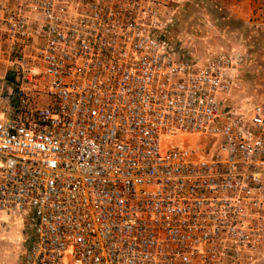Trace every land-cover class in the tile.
Returning a JSON list of instances; mask_svg holds the SVG:
<instances>
[{"label":"built area","instance_id":"obj_1","mask_svg":"<svg viewBox=\"0 0 264 264\" xmlns=\"http://www.w3.org/2000/svg\"><path fill=\"white\" fill-rule=\"evenodd\" d=\"M169 2L0 0L20 264L264 262V95L233 96L252 58L168 42Z\"/></svg>","mask_w":264,"mask_h":264},{"label":"rangeland","instance_id":"obj_2","mask_svg":"<svg viewBox=\"0 0 264 264\" xmlns=\"http://www.w3.org/2000/svg\"><path fill=\"white\" fill-rule=\"evenodd\" d=\"M253 2L250 20L243 22L232 15L229 0H172V26L162 31L168 42L198 58L235 47L247 49L252 59L250 66L242 70L241 87L233 94L235 98L264 95V80L255 73L259 55L264 53V0ZM9 72L7 60L1 59V90L11 82ZM23 251L19 222L0 216V264H20Z\"/></svg>","mask_w":264,"mask_h":264},{"label":"crops","instance_id":"obj_3","mask_svg":"<svg viewBox=\"0 0 264 264\" xmlns=\"http://www.w3.org/2000/svg\"><path fill=\"white\" fill-rule=\"evenodd\" d=\"M170 1H172V0H170ZM170 4H171L170 2L167 4L168 5V14L169 15H168V18L165 19L164 26H172V20H171L172 18H171ZM229 4H230L229 5L230 6V11H231L232 15L235 18L240 19L243 22H246V21H249L250 20V17H251V14H252V9L255 8L254 2L252 3V0H229ZM165 28H167V27H165ZM192 57H194V56H192ZM194 58H197L198 60H203L204 59V58H198V57H194ZM205 58H208V57H205ZM8 75H9V77H8ZM8 75H7V77L9 79H12L11 72H9ZM6 87H7V85L5 86V88ZM3 90L0 89V92L3 91Z\"/></svg>","mask_w":264,"mask_h":264}]
</instances>
